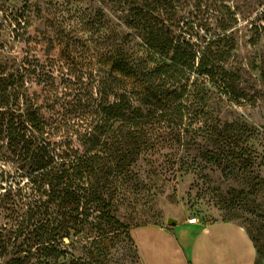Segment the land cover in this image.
I'll return each mask as SVG.
<instances>
[{
    "label": "rangeland",
    "instance_id": "obj_1",
    "mask_svg": "<svg viewBox=\"0 0 264 264\" xmlns=\"http://www.w3.org/2000/svg\"><path fill=\"white\" fill-rule=\"evenodd\" d=\"M156 34L196 59L164 94L175 111L143 109L141 131L180 141L137 148L122 129L114 140L128 173L98 182L104 203L78 200L36 169L42 149L15 146L7 126L25 99L54 100L79 73L92 74L93 99L108 72L139 87L137 74L157 62L147 43ZM29 64L39 75L9 85ZM58 109L48 101L42 117ZM47 131L64 138L35 128L26 137ZM189 218L242 226L264 264V0H0V264H139L132 227Z\"/></svg>",
    "mask_w": 264,
    "mask_h": 264
},
{
    "label": "trees",
    "instance_id": "obj_2",
    "mask_svg": "<svg viewBox=\"0 0 264 264\" xmlns=\"http://www.w3.org/2000/svg\"><path fill=\"white\" fill-rule=\"evenodd\" d=\"M149 48L157 62L152 68L147 67L144 72L137 74L135 78L139 87L132 90L123 88L125 83L113 72L106 73V78L99 80V99H93L91 92L92 74L83 80L82 74L74 76L73 81L68 82V86L63 90L40 102L39 98H27L22 102L20 113L11 118L12 143L15 146H29L28 140L42 149L36 169H45L44 174H52L55 186L75 194L78 200L89 198L95 203H104L102 195L104 186H98V182L106 181L111 175L118 173H128L129 164L124 160L127 158L120 152L121 141L114 140L116 133H123L122 129H128L126 134L128 143L140 148L142 145H162L176 144L178 141L172 139H160L157 137H146L147 134L141 131L143 127V109L153 117L170 116L175 109L168 108L162 104L165 99L164 94L172 86V82L179 74L191 71L196 59L195 54L186 50L183 46L174 43L168 34H156L147 39ZM201 54L197 58V73L201 74ZM40 73L37 66L22 69L20 78L11 80L9 85L21 82L24 78L32 82V78ZM123 84V85H122ZM68 90V99L62 98L65 94L62 91ZM11 96L17 95L15 87ZM16 93V94H15ZM111 94L114 98L112 102L105 100V95ZM175 94V90L170 92ZM61 94V97L57 95ZM20 96V95H19ZM51 101V104L58 103L59 109L53 112L54 119L43 118L41 109L44 104ZM57 116V117H56ZM158 127H167L163 122H158ZM173 126V124H172ZM171 127V126H170ZM28 128L39 130L53 129V136H64L62 140L52 142L48 138L47 132H43L40 138L26 137ZM136 128V131L132 129ZM81 129H86L83 134ZM90 130V132H89ZM92 132V133H91ZM139 133V136L135 135ZM122 136V134H120ZM146 135V136H145ZM75 136V138H72ZM116 163L112 165L111 163ZM110 164V165H109ZM54 168H58L52 173ZM59 169L61 170L59 173ZM90 181L86 187L79 183ZM69 181V183H66ZM173 226V225H168Z\"/></svg>",
    "mask_w": 264,
    "mask_h": 264
},
{
    "label": "crops",
    "instance_id": "obj_3",
    "mask_svg": "<svg viewBox=\"0 0 264 264\" xmlns=\"http://www.w3.org/2000/svg\"><path fill=\"white\" fill-rule=\"evenodd\" d=\"M129 235L139 264H255L256 260L252 239L233 222L146 224L132 227Z\"/></svg>",
    "mask_w": 264,
    "mask_h": 264
},
{
    "label": "built area",
    "instance_id": "obj_4",
    "mask_svg": "<svg viewBox=\"0 0 264 264\" xmlns=\"http://www.w3.org/2000/svg\"><path fill=\"white\" fill-rule=\"evenodd\" d=\"M187 222L188 223H197L198 220H197V218H189V219H187Z\"/></svg>",
    "mask_w": 264,
    "mask_h": 264
},
{
    "label": "water",
    "instance_id": "obj_5",
    "mask_svg": "<svg viewBox=\"0 0 264 264\" xmlns=\"http://www.w3.org/2000/svg\"><path fill=\"white\" fill-rule=\"evenodd\" d=\"M175 224V221L174 220H171V219H168L167 220V226L168 225H174Z\"/></svg>",
    "mask_w": 264,
    "mask_h": 264
}]
</instances>
